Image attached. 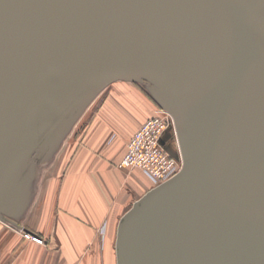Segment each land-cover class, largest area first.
<instances>
[{"label":"water","instance_id":"water-1","mask_svg":"<svg viewBox=\"0 0 264 264\" xmlns=\"http://www.w3.org/2000/svg\"><path fill=\"white\" fill-rule=\"evenodd\" d=\"M116 81L152 89L183 161L117 264H264V0H0V220L31 233L33 163Z\"/></svg>","mask_w":264,"mask_h":264},{"label":"rangeland","instance_id":"rangeland-1","mask_svg":"<svg viewBox=\"0 0 264 264\" xmlns=\"http://www.w3.org/2000/svg\"><path fill=\"white\" fill-rule=\"evenodd\" d=\"M160 108L162 107L152 89L144 84L128 81H116L109 84L88 103L61 144L43 161L33 163L35 174L28 186L26 204L19 214L12 217L13 220L23 228H29L26 224L31 223L32 210L37 205L39 189L44 183L47 187L48 182L51 183L54 179L57 183L60 180L59 184H61V177L66 172L90 169L103 161H115L124 154L127 143L134 132ZM175 134L174 130L166 133L167 137L173 136L174 139ZM173 153L179 156L177 146ZM123 177L125 182L126 176L123 175ZM119 188H121L120 185ZM119 188L117 184L114 189L118 192ZM134 189L126 182L124 189L120 191L118 202L128 200L124 203L127 204V209H130L144 195L145 190ZM130 190L132 192L128 193ZM63 202V200H58L55 205L54 199L51 209L57 207L62 213L63 211L58 207L62 206ZM45 209L47 210L46 205L43 210ZM39 221L43 220L39 219ZM40 222L39 225L46 226ZM106 226L107 223H104L99 229L100 239L87 243L82 250V257L63 255L64 250L70 252L71 249H79L80 246L78 241L72 242L64 239V236L67 237L68 234L67 231L64 232L61 225L59 234L56 228H51L48 232H33L40 236L41 240H30L36 244L33 248L41 251L43 256H40L41 261L48 259L45 254L48 255V250H51L54 255L49 259H51L50 262L55 259V264H117L116 238L110 232L107 236ZM29 242L23 229L8 221L0 220V264H15L21 250L29 247ZM48 242L51 244L49 245Z\"/></svg>","mask_w":264,"mask_h":264},{"label":"crops","instance_id":"crops-1","mask_svg":"<svg viewBox=\"0 0 264 264\" xmlns=\"http://www.w3.org/2000/svg\"><path fill=\"white\" fill-rule=\"evenodd\" d=\"M124 154L115 161L113 160L114 162L103 161L95 164L90 169L66 172L61 177V184H59V179V183L56 182L57 180L52 179L51 183L48 182L47 187L46 183H44L39 189L37 205L32 210L31 223L29 225L26 224L32 230L27 227L24 228L32 233L39 231L48 232L51 228H56L59 234V226H63L64 232L67 231L68 234L67 237L64 236V239L72 242L78 241L80 246L79 249H71L70 252L67 250L63 251V255L71 257H82V250H84L87 243L100 239L99 229L104 223H107V236L110 232L116 238L120 219L129 210L127 209V204H124L128 200H124L122 203L118 202L120 191L124 189V184L128 182L137 191L145 190L144 194L155 187L151 179L142 170L137 169L138 171L133 172L128 168L118 167ZM123 175L126 176L125 182L123 181ZM117 184L118 188L119 185L121 186L120 190L118 189L119 193L114 189ZM131 192L132 190L128 193ZM54 199L55 205L58 200L64 201L63 205L58 207L63 211L62 213L59 212L57 207L51 209ZM45 205L47 210H43ZM38 218L43 221L40 222ZM39 222L46 226L39 225ZM24 232L26 231L24 230ZM58 237L60 236L58 235ZM29 241V247L21 250L15 264L56 263L55 259L50 262L51 259L49 258L54 255L51 250H48V255L45 254L48 259L41 261V251L33 248L36 244L30 239ZM48 244L50 245L51 243L48 242ZM82 247L83 249H81Z\"/></svg>","mask_w":264,"mask_h":264},{"label":"built area","instance_id":"built-area-1","mask_svg":"<svg viewBox=\"0 0 264 264\" xmlns=\"http://www.w3.org/2000/svg\"><path fill=\"white\" fill-rule=\"evenodd\" d=\"M169 130L175 132L173 116L162 108L156 110L131 136L118 167L142 170L154 186L175 176L183 161L180 154L173 155L164 145V137ZM25 237L41 240L28 232H25Z\"/></svg>","mask_w":264,"mask_h":264},{"label":"flooded vegetation","instance_id":"flooded-vegetation-1","mask_svg":"<svg viewBox=\"0 0 264 264\" xmlns=\"http://www.w3.org/2000/svg\"><path fill=\"white\" fill-rule=\"evenodd\" d=\"M164 145H165L166 149L169 152L173 153L174 149L176 147L175 139L173 138V136H168L167 137V135H165V137H164Z\"/></svg>","mask_w":264,"mask_h":264},{"label":"trees","instance_id":"trees-1","mask_svg":"<svg viewBox=\"0 0 264 264\" xmlns=\"http://www.w3.org/2000/svg\"><path fill=\"white\" fill-rule=\"evenodd\" d=\"M32 233V232H31Z\"/></svg>","mask_w":264,"mask_h":264}]
</instances>
